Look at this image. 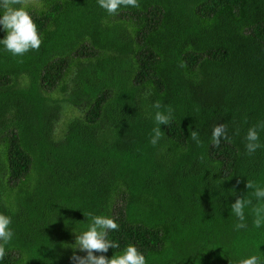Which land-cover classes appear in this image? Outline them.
<instances>
[{
    "label": "trees",
    "instance_id": "16d2710c",
    "mask_svg": "<svg viewBox=\"0 0 264 264\" xmlns=\"http://www.w3.org/2000/svg\"><path fill=\"white\" fill-rule=\"evenodd\" d=\"M138 2L110 15L98 0H34L40 50L13 56L0 44V213L14 231L0 264H74L88 212L119 225L108 234L119 248L95 255L264 254V227L246 210L248 227L234 230L230 209L246 180L264 186V130L261 148H245L264 121V0ZM156 101L173 119L153 146ZM220 123L231 142L217 147Z\"/></svg>",
    "mask_w": 264,
    "mask_h": 264
},
{
    "label": "clouds",
    "instance_id": "9594fccd",
    "mask_svg": "<svg viewBox=\"0 0 264 264\" xmlns=\"http://www.w3.org/2000/svg\"><path fill=\"white\" fill-rule=\"evenodd\" d=\"M33 3L34 0H0V26L7 33L0 40V44L13 56H23L29 51L40 50L42 36L27 11L29 5ZM98 4L110 15L117 14L121 7H139L138 0H98ZM180 66L186 65L181 62ZM152 107L156 109L153 119L157 127L152 130L150 143L156 146L164 137L160 125L170 123L173 119V109L167 106L164 111H161L162 105L159 101H156ZM261 130H264V121L248 128L245 135V148L248 155L254 154L261 148L262 145L259 142ZM235 134H239L238 129ZM191 138L197 144L201 143L198 131H192ZM211 139L213 146L217 147L222 140L231 142L226 125L223 123L215 125L211 131ZM245 187L249 191L242 197L236 198L230 205L231 213L237 218L234 230L248 227L246 210L252 216L254 228L264 227V186L249 179L246 180ZM83 216L88 219L87 228L82 233L76 234L72 248L85 252L86 255L79 256L74 253L71 257L74 264H147L145 255L133 245H128L121 254L112 255L111 258L95 255L94 253H107L109 249L119 248V244L108 239L109 232L118 230L119 225L110 217L95 215L92 212L85 213ZM11 224L12 217L0 213V260L7 254L6 248L14 236ZM239 264H264V254L258 251L257 254L240 259Z\"/></svg>",
    "mask_w": 264,
    "mask_h": 264
}]
</instances>
